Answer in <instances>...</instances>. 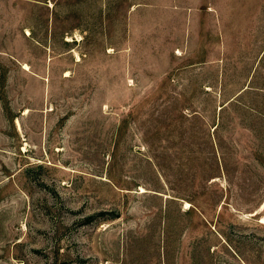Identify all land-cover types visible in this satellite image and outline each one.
<instances>
[{
    "label": "rangeland",
    "instance_id": "obj_1",
    "mask_svg": "<svg viewBox=\"0 0 264 264\" xmlns=\"http://www.w3.org/2000/svg\"><path fill=\"white\" fill-rule=\"evenodd\" d=\"M263 218L264 0H0V264H264Z\"/></svg>",
    "mask_w": 264,
    "mask_h": 264
},
{
    "label": "bare ground",
    "instance_id": "obj_2",
    "mask_svg": "<svg viewBox=\"0 0 264 264\" xmlns=\"http://www.w3.org/2000/svg\"><path fill=\"white\" fill-rule=\"evenodd\" d=\"M29 67V65L28 64H26V68H28ZM26 112V111H25ZM264 219V218H263Z\"/></svg>",
    "mask_w": 264,
    "mask_h": 264
}]
</instances>
